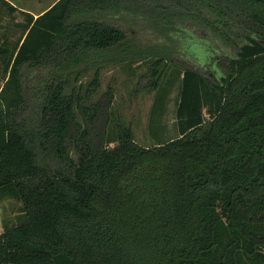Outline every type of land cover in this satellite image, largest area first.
<instances>
[{
    "label": "trees",
    "instance_id": "1",
    "mask_svg": "<svg viewBox=\"0 0 264 264\" xmlns=\"http://www.w3.org/2000/svg\"><path fill=\"white\" fill-rule=\"evenodd\" d=\"M110 17L204 52L177 137L111 133L112 89L92 100L108 65L146 57L158 89L178 50L133 53ZM0 194L21 205L0 264H264V0H58L37 17L0 0Z\"/></svg>",
    "mask_w": 264,
    "mask_h": 264
},
{
    "label": "rangeland",
    "instance_id": "2",
    "mask_svg": "<svg viewBox=\"0 0 264 264\" xmlns=\"http://www.w3.org/2000/svg\"><path fill=\"white\" fill-rule=\"evenodd\" d=\"M20 10L33 14L35 17L47 10L58 0H9ZM25 17L20 11L15 13V21L23 22ZM105 22L121 26L129 36V45L133 53L149 52L148 48L169 50L170 46H176V52L164 68H159L162 77L158 82V89H154L151 70L153 60L146 57L139 62H125L108 65L100 77V87L93 96V101H98L104 94L112 89L113 95L109 105L112 113V121L109 126L111 133L116 130L117 124L131 126L135 140L142 146H152L158 140L172 139L178 136L176 111L180 99V82L182 72L186 67L202 69L203 60L195 43L189 44L181 52V45L171 43L153 33L146 20L126 17L104 18ZM11 23V22H10ZM185 26H182V28ZM12 35L17 37L20 31L11 26ZM195 33L194 30H191ZM197 33V32H196ZM178 51V52H177ZM131 52V53H132ZM200 56V58H199ZM93 72H90L84 81H90ZM161 113V114H160ZM204 116L208 114L204 110ZM112 146V145H111ZM20 203L6 198L0 194V234L4 226L16 224V216L19 215Z\"/></svg>",
    "mask_w": 264,
    "mask_h": 264
}]
</instances>
